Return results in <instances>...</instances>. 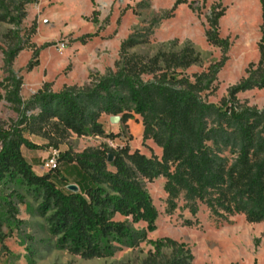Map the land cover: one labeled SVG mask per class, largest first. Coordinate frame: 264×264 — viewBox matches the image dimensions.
<instances>
[{"label": "trees", "instance_id": "1", "mask_svg": "<svg viewBox=\"0 0 264 264\" xmlns=\"http://www.w3.org/2000/svg\"><path fill=\"white\" fill-rule=\"evenodd\" d=\"M36 1L0 0V22L13 27L5 36V47H0L6 73L0 77L4 92L0 99L16 114L14 121L0 122V244L7 237L5 228L22 224L18 206L28 195L37 202L36 213L47 223L58 250L84 260L103 259L145 242L154 253L144 264L163 258L165 248L171 250V257L163 264H192L186 244L147 238L156 230L158 212L144 182L160 177L165 180L169 211L176 209L182 196L192 215L200 202L216 217L242 215L249 224H264V108L258 110L237 98L239 93L264 89V0H259L258 62L248 65L246 77L228 90L219 105L208 103L203 94L213 91L224 57L206 71L188 76L184 71L201 61L193 48L160 52L144 62L127 53L137 43L132 36L121 44L115 71L59 92L51 91L47 83L23 100L22 79L12 65L23 50L33 48L37 58L45 47L30 43L35 22L28 34H21L25 7ZM181 3L185 1L177 0L175 6ZM217 9L214 5L205 37L226 53L228 40L218 32L224 11ZM36 66L37 61H30L27 71ZM103 116L119 117L121 124L138 117L142 142L151 141L161 150L160 156L131 151L128 145L104 144L78 153L60 152L57 168L41 174L24 157V149H57L70 134L115 140L119 136L106 130ZM29 136L48 144H35ZM69 185L78 191L68 190ZM117 216L125 220L117 221ZM138 223L145 228L133 229Z\"/></svg>", "mask_w": 264, "mask_h": 264}, {"label": "rangeland", "instance_id": "2", "mask_svg": "<svg viewBox=\"0 0 264 264\" xmlns=\"http://www.w3.org/2000/svg\"><path fill=\"white\" fill-rule=\"evenodd\" d=\"M176 1L37 0L28 4L21 34H28L35 22L36 33L30 43L38 49L45 47L37 58L33 56V48H27L13 62L14 73L22 79L21 98L29 100L47 83L51 91L59 92L67 86H85L115 71L121 44L132 36L137 43L127 53L144 62L160 52H180L185 46L193 48L201 61L184 71L188 76L206 71L224 57L225 64L216 76L213 91L203 94L208 103L219 105L228 90L246 77L248 65L258 62L262 23L259 0H184L185 3L175 6ZM214 5L218 12L224 11L218 21V32L228 40L226 53L206 41L205 32ZM12 28L0 22V47H5V36ZM30 61H37V66L28 72ZM0 77H6L1 50ZM3 94L0 90V95ZM237 98L258 110L264 108V89L242 92ZM15 119L16 114L0 99V122ZM101 122L107 131L119 137L110 141L70 134L57 150L78 153L104 144L110 148L128 145L131 151L137 149L148 156H160L161 150L151 141L142 142V127L137 122L131 121L128 125L110 122L109 116H103ZM29 139L38 145L48 144L40 137L29 136ZM54 148L37 150L39 160L49 156ZM36 173H47V170L38 167ZM164 183L161 177L144 182L158 212L156 230L147 234L148 239L170 238L186 244L193 255L192 264H264V224H249L242 215L216 217L200 202H197V213L192 215L182 196L176 201V209L169 211ZM18 207L17 219L22 224L4 229L7 237L0 244V264H144L153 258L154 250L145 242L132 249L123 248L112 258L84 260L70 255L55 248L56 239L49 234L45 220L36 213L37 202L31 196L25 195L24 204ZM116 220L125 218L117 216ZM132 228L141 230L145 224H133ZM163 255L155 264L168 260L171 250L165 248Z\"/></svg>", "mask_w": 264, "mask_h": 264}, {"label": "crops", "instance_id": "3", "mask_svg": "<svg viewBox=\"0 0 264 264\" xmlns=\"http://www.w3.org/2000/svg\"><path fill=\"white\" fill-rule=\"evenodd\" d=\"M131 121L137 122L139 125H141V121L138 117H135L134 119L128 120L125 124L128 125ZM142 127V125H141ZM23 151V155L26 158V160L33 165V169L36 171V168L39 167V169H42V164L44 162V160L48 157L46 156L45 159L39 160V156L37 154L38 151H32V150H26L27 152H25V149L22 150ZM42 162V164H41Z\"/></svg>", "mask_w": 264, "mask_h": 264}, {"label": "built area", "instance_id": "4", "mask_svg": "<svg viewBox=\"0 0 264 264\" xmlns=\"http://www.w3.org/2000/svg\"><path fill=\"white\" fill-rule=\"evenodd\" d=\"M59 153L60 152L57 149H53L51 151V154L44 160L42 169H45L47 171L55 170L58 165Z\"/></svg>", "mask_w": 264, "mask_h": 264}, {"label": "water", "instance_id": "5", "mask_svg": "<svg viewBox=\"0 0 264 264\" xmlns=\"http://www.w3.org/2000/svg\"><path fill=\"white\" fill-rule=\"evenodd\" d=\"M120 121V118L119 117H110V122H119ZM113 157L110 155L108 157V162L110 163L112 161ZM68 190L72 191V192H77L78 191V188L77 186L75 185H69L68 186Z\"/></svg>", "mask_w": 264, "mask_h": 264}]
</instances>
